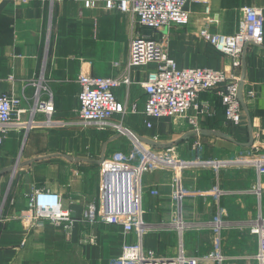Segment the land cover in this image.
<instances>
[{
    "label": "crops",
    "instance_id": "crops-1",
    "mask_svg": "<svg viewBox=\"0 0 264 264\" xmlns=\"http://www.w3.org/2000/svg\"><path fill=\"white\" fill-rule=\"evenodd\" d=\"M84 1L0 0L1 90L21 98V105L28 108L33 105L35 91L26 82L42 77L53 97L55 111L51 117L64 123L28 131L10 129L0 144V264H118L122 245L137 241L133 233H122L120 225H89L81 221L84 209L98 201L101 162L125 156L132 147L130 138L113 127L99 129L79 121L77 77L82 71L121 81L128 79V83L122 82L114 89L125 113L114 114L112 121L141 137L144 146L154 152L173 146L180 159L246 156L257 129L262 130L257 142L264 143V41L261 45H247L234 65L231 57L216 51L199 34L202 28L209 33L233 34L243 20L242 8L252 5L264 9V0H210L209 15L205 3L189 0L185 5L188 23L161 30L141 26L131 13L107 8L106 0H91L94 4L89 7ZM139 34L167 38L168 55L181 68L225 69L240 76L241 122H226L217 89L199 93L198 101L206 105L205 111L191 110L184 118L146 117V95L141 83L152 65L127 67L130 39ZM250 89L255 93L253 99L246 96ZM194 114L195 125L190 122ZM28 117L23 115L24 120ZM35 119L45 120V115L37 113ZM148 121L151 127L146 126ZM261 151L264 153V149ZM174 177L170 167L144 173L146 221L174 219ZM180 178L188 193L181 201L184 221H212L220 206L224 219L231 222L222 233L233 228L247 235L246 251L227 252L221 237L222 251L230 256L256 251V239L249 233L246 221L256 217L260 203L264 212V177L259 179L253 167L234 166L216 172L210 166L194 165L183 169ZM258 183L262 185L260 202ZM215 187L221 190L218 201L212 195L201 194ZM152 188L158 190V195L147 192ZM34 189H49L60 195L62 206L77 220L69 232L51 221L32 226L21 221L20 214ZM187 231L181 237L184 251L204 254L187 250L183 241ZM85 233L96 236V243H84ZM142 243L160 255H172L179 250L180 235L176 229L153 230L144 234Z\"/></svg>",
    "mask_w": 264,
    "mask_h": 264
},
{
    "label": "built area",
    "instance_id": "built-area-1",
    "mask_svg": "<svg viewBox=\"0 0 264 264\" xmlns=\"http://www.w3.org/2000/svg\"><path fill=\"white\" fill-rule=\"evenodd\" d=\"M189 0H106V7L117 8L137 17L138 23L146 28L161 30L171 26L186 25L189 11L185 8ZM206 4V14L210 13V0H196ZM85 6H92L91 0L84 1ZM243 20L233 34L209 33L202 28L199 34L218 52L232 58L234 65L244 54L247 45H261L264 41V9L247 5L242 8ZM212 18H209L211 21ZM168 41L164 36L153 39L147 35H135L130 39L127 67L152 65L141 83L146 99L143 112L150 119L164 117H187L191 110L199 113L206 110V105L198 101L201 91L217 89L224 107L227 123L238 124L242 120V106L239 99V87L243 84L240 76L225 69L210 67H179L168 55ZM79 92L77 95L79 121L85 125H95L99 129L115 128L119 133L127 135L132 143L129 154L121 157L104 159L100 165L99 198L97 203L89 204L81 214V221L93 225L102 222L120 225L122 233H133L137 241L123 244L118 264H264V213L259 204L254 219L246 221L249 233L255 237L257 248L252 254L230 256L221 248V233L231 222L224 219L223 208L218 207L212 221L200 223L186 222L182 218V198L188 193L181 185V172L190 166H210L216 172L221 168L253 167L260 179L264 177V143L257 142L262 133L257 129L251 145L250 153L222 159H180L175 155L173 146L165 147L158 152L144 146L142 141L120 123L112 121L116 113H125V106L120 103L114 89L128 79L92 75L80 72L77 77ZM34 88L35 97L31 107H23L21 98L8 95L0 88V144L10 129L28 131L39 126H57L64 123L52 119L55 111L52 93L42 77L26 82ZM246 96L255 97L253 90ZM37 113L45 115V120H36ZM28 115V120L23 115ZM194 114L190 122L196 124ZM150 121L146 122L151 127ZM256 127V125H253ZM258 128V127H257ZM261 151V152H260ZM158 167H170L174 171V185L171 199L176 208L171 221L149 222L145 220L144 195L142 177L147 171ZM261 184L258 183L256 193L260 202ZM151 195H158L155 188L149 189ZM212 195L217 201L221 190L217 187L201 193ZM21 221L27 225L41 224L51 221L61 225L67 233L76 218L69 209L62 206L58 193L49 189H34L28 196L25 209L20 214ZM198 226H209L217 235V246L201 255H189L182 245L183 232ZM177 230L180 235L179 250L176 254L160 255L152 249L145 248L142 240L145 233L153 230ZM82 241L96 243V236L83 234Z\"/></svg>",
    "mask_w": 264,
    "mask_h": 264
},
{
    "label": "rangeland",
    "instance_id": "rangeland-1",
    "mask_svg": "<svg viewBox=\"0 0 264 264\" xmlns=\"http://www.w3.org/2000/svg\"><path fill=\"white\" fill-rule=\"evenodd\" d=\"M228 155L229 156H227L226 158L233 157L236 154H232V155L228 154ZM205 229L206 228L196 226L186 232L183 241L186 248H188L187 249L188 251H191L190 249H192V251L194 252L198 250L202 253H206L217 246L218 242L215 231L210 230V232H207ZM236 230H238V232H236ZM221 235H222L221 237H222L223 245L226 248L227 252L233 251L234 249H239V250L241 249L246 251L247 235L246 232H244V230L231 228L228 231L227 230L224 231V233H222ZM248 237L250 239L254 238V237L252 238L251 235Z\"/></svg>",
    "mask_w": 264,
    "mask_h": 264
},
{
    "label": "water",
    "instance_id": "water-1",
    "mask_svg": "<svg viewBox=\"0 0 264 264\" xmlns=\"http://www.w3.org/2000/svg\"><path fill=\"white\" fill-rule=\"evenodd\" d=\"M241 88H242V86L240 85V87H239V99H240V101L242 102L243 100H242V94H241ZM140 140H143L141 137H138ZM101 160H103V157L101 158Z\"/></svg>",
    "mask_w": 264,
    "mask_h": 264
}]
</instances>
